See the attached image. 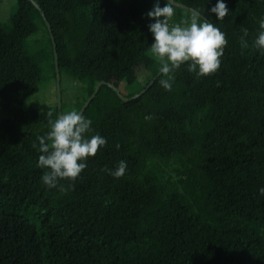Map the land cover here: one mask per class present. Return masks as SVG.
<instances>
[{"label": "trees", "instance_id": "16d2710c", "mask_svg": "<svg viewBox=\"0 0 264 264\" xmlns=\"http://www.w3.org/2000/svg\"><path fill=\"white\" fill-rule=\"evenodd\" d=\"M34 1L52 26L62 77L83 85L78 113L101 81L132 85L139 69L155 68L146 0ZM175 1L226 34L219 69L198 76L181 64L171 91L161 75L131 102L104 85L83 116L92 121L86 137L107 144L68 191L43 184L37 167V137L58 105L27 104L41 70L25 42L42 27L56 69L49 29L30 0H18L11 32L0 22V264H264V50L252 47L264 0H224L222 20L210 12L217 0ZM174 11L171 24L194 14ZM121 160L127 170L116 179L109 170Z\"/></svg>", "mask_w": 264, "mask_h": 264}, {"label": "clouds", "instance_id": "9594fccd", "mask_svg": "<svg viewBox=\"0 0 264 264\" xmlns=\"http://www.w3.org/2000/svg\"><path fill=\"white\" fill-rule=\"evenodd\" d=\"M229 11L224 0H217L215 6L210 9L211 13H215L217 20L224 19ZM146 15L154 21L148 25L154 37L151 51L159 58V71L166 77L160 80L165 90H172L175 79L173 73L181 64H188V71L198 76H209L219 69L228 40L226 34L215 24L208 20L198 23L201 18L196 13L192 14L190 21L183 20L171 24L170 21L175 15L173 0H165L163 7L160 0H156L152 10ZM259 28L261 31L252 47L264 50V18L259 20ZM240 43L243 49L250 47L244 37H241ZM47 115L50 131L46 136L37 137L39 151L42 153L37 167L46 169L41 177L43 184L49 188L68 191L74 189V182L87 167V158L94 157L101 147L106 146L107 140L99 134L86 137L85 134L91 130L92 121L76 110L61 114L55 120L52 119L50 111ZM145 119L150 120L152 117L146 116ZM116 147L118 149L119 145ZM126 170L127 163L121 160L115 170H109V174L119 179ZM61 180L71 183L66 188L59 183ZM259 194L264 196V187L259 189Z\"/></svg>", "mask_w": 264, "mask_h": 264}, {"label": "rangeland", "instance_id": "374dc122", "mask_svg": "<svg viewBox=\"0 0 264 264\" xmlns=\"http://www.w3.org/2000/svg\"><path fill=\"white\" fill-rule=\"evenodd\" d=\"M156 0H146V15L152 10ZM165 0H160L161 7L164 6ZM18 12V0H3L0 4V22L4 28L11 32L13 30V17ZM147 22L154 21L148 17ZM25 48L33 61L41 70L40 92L32 95L28 100L29 106L36 107L39 110H52L58 105L57 77L55 79L56 69L53 64L51 46L45 30L41 27L38 32L30 36L25 42ZM149 56L154 59L155 68L146 70L141 68L137 71V79L132 85L121 83L119 89L126 96L136 95L146 84L147 79L152 73L160 68V61L152 51L148 52ZM63 103L66 114L69 111L80 109L84 97L83 85L73 80L70 75L63 73L62 77Z\"/></svg>", "mask_w": 264, "mask_h": 264}, {"label": "water", "instance_id": "95a60500", "mask_svg": "<svg viewBox=\"0 0 264 264\" xmlns=\"http://www.w3.org/2000/svg\"><path fill=\"white\" fill-rule=\"evenodd\" d=\"M1 1V0H0ZM35 6L37 9L41 10V7L40 5L35 2L34 0H30ZM174 2V5L176 6H179L183 9H186V10H190L191 12L193 13H196L198 14L199 16H201V14L186 6V5H183L181 3H178L176 2L175 0H173ZM41 14L43 16V19L49 29V32L51 34V38H52V41H53V44H54V54H55V66H56V75H57V90H58V117L63 114V111H64V103H63V89H62V74H61V67H59V57H58V52H57V45H56V41H55V37H54V34H53V31H52V26L50 24V22L47 20V17H46V14L44 11L41 10ZM225 50V49H224ZM162 74L159 72L157 74V76L151 81V83L143 90L141 91L139 94H136L135 96L133 97H130V98H127L125 97L119 88H117L114 84L112 83H109L107 81H101L99 84H98V87L94 93V95L92 96V98L86 103V105L84 106V108L82 109V111L80 112V114H84L87 109L89 108V106L91 105V103L94 101V99L98 96L99 92L101 91L102 87L104 85H108L110 87H112V89H114L116 91V93L119 95V97L124 101V102H131L135 99H138L140 96H142L143 94H145L151 87L152 85L155 83V81L161 76Z\"/></svg>", "mask_w": 264, "mask_h": 264}]
</instances>
